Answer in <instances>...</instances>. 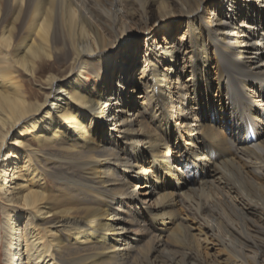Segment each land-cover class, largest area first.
<instances>
[{
    "label": "bare ground",
    "instance_id": "bare-ground-1",
    "mask_svg": "<svg viewBox=\"0 0 264 264\" xmlns=\"http://www.w3.org/2000/svg\"><path fill=\"white\" fill-rule=\"evenodd\" d=\"M0 259L264 264V0H0Z\"/></svg>",
    "mask_w": 264,
    "mask_h": 264
},
{
    "label": "rangeland",
    "instance_id": "rangeland-1",
    "mask_svg": "<svg viewBox=\"0 0 264 264\" xmlns=\"http://www.w3.org/2000/svg\"><path fill=\"white\" fill-rule=\"evenodd\" d=\"M168 6L170 7L169 9L171 11V14H170L169 17H167L164 20L165 21L164 24L165 25L167 24V29L169 28L168 29L169 33H168V31H166V34L161 32L162 34H160L158 42L163 43L164 42L163 40L165 38L167 40L175 41V42H180V39H182V38L187 40V33H185L186 27H187L186 18L179 17V15L177 14V11H178L177 10V6H176V4L174 2L169 1L168 2ZM131 7H132V4H131ZM102 18H104V17H102ZM165 25H163L162 28L165 27ZM131 26H132V28H134L133 25H131ZM153 26H155V24H153ZM138 38L139 39H138V41L136 43L137 49L132 55V60H134V62L131 64V69H133L135 71V73L138 72L139 68H141V66L143 64V62H142L143 54H144L143 50L149 44V41H145V36L144 35H142V34L140 35L139 34ZM182 42L186 43V45L189 44L188 42H185V41H182ZM182 58H184L185 60H183ZM178 59H179V65L183 64V66H185V67L181 68V71H179L181 82L182 81L184 82V80L188 79L189 81H187V83H189L191 80L194 79L193 74L189 73V72H191L190 71L191 68L189 66L192 64V62L190 61V59L188 61L187 54H179ZM211 65H213V64H211ZM128 73H129V71H128ZM119 74H120V72L117 73V76H116L117 78H118ZM211 76L215 78L214 73H211ZM147 77H149V76H147ZM88 85L90 87L91 83L88 82ZM149 85H151V84L149 83ZM150 89L152 90L151 86H150ZM139 92L140 91H135L134 92V96H133V99H134L133 100V104L134 105H133V107L137 106L136 103L138 101L136 100L137 99L136 96L139 94ZM213 93H216V91L214 90ZM179 107H180V104H179ZM228 115L229 114H227V117H228ZM218 124L220 125V123H218ZM185 162H186V164H184ZM182 163H183V165H181V168L183 169L184 178L188 180V178L192 177V175H193L192 170H191V164L189 162L187 164V161H185V160H183ZM186 165H187V167H185ZM185 205H187V204L185 203ZM192 206L194 207V205H192ZM0 264H4L2 259H0Z\"/></svg>",
    "mask_w": 264,
    "mask_h": 264
}]
</instances>
